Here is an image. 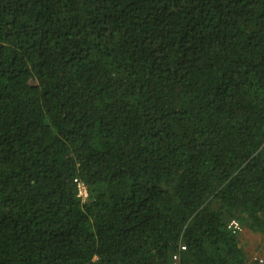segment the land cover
<instances>
[{"label":"trees","instance_id":"16d2710c","mask_svg":"<svg viewBox=\"0 0 264 264\" xmlns=\"http://www.w3.org/2000/svg\"><path fill=\"white\" fill-rule=\"evenodd\" d=\"M232 221L264 235V0H0V264H261Z\"/></svg>","mask_w":264,"mask_h":264},{"label":"rangeland","instance_id":"374dc122","mask_svg":"<svg viewBox=\"0 0 264 264\" xmlns=\"http://www.w3.org/2000/svg\"><path fill=\"white\" fill-rule=\"evenodd\" d=\"M240 244L249 254L251 261L264 259V235L243 229L240 234Z\"/></svg>","mask_w":264,"mask_h":264},{"label":"built area","instance_id":"2783aa9c","mask_svg":"<svg viewBox=\"0 0 264 264\" xmlns=\"http://www.w3.org/2000/svg\"><path fill=\"white\" fill-rule=\"evenodd\" d=\"M75 182H76L78 197H79V199H81V201L85 202L89 196L87 188L82 182H80L78 180H76ZM229 229H231L233 231V233H236V234L243 232V228L241 227V225L237 221H232L229 224ZM181 250L184 251L185 248L182 247ZM259 262L261 264H263L264 259L259 260ZM173 264H178V256L173 257Z\"/></svg>","mask_w":264,"mask_h":264}]
</instances>
